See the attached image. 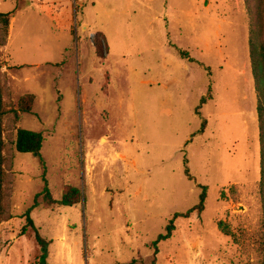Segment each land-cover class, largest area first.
<instances>
[{"label":"rangeland","instance_id":"1","mask_svg":"<svg viewBox=\"0 0 264 264\" xmlns=\"http://www.w3.org/2000/svg\"><path fill=\"white\" fill-rule=\"evenodd\" d=\"M255 4L0 0V264H38L23 215L44 174L54 199L68 185L82 194L70 207L38 199L31 217L49 242L46 264H260ZM26 95L36 97L30 114L20 112ZM20 128L44 135L40 156L17 152ZM199 186L204 212L174 220L154 249L175 215L200 203Z\"/></svg>","mask_w":264,"mask_h":264},{"label":"trees","instance_id":"2","mask_svg":"<svg viewBox=\"0 0 264 264\" xmlns=\"http://www.w3.org/2000/svg\"><path fill=\"white\" fill-rule=\"evenodd\" d=\"M249 2H256L257 5L254 7L258 9V16L257 19L260 22V25H256V27H261L260 30L255 28L252 29L251 39H250V53L252 59V68L254 79L256 81V91L259 96L258 101V119H259V127H260V145H261V181L259 184V192L261 196V202L263 207L264 213V0H248ZM263 12V14H262ZM260 36L261 40L260 48L256 49V45L254 42V38ZM179 54L184 58L187 59L189 62H194L193 58L184 51H179ZM203 67V66H202ZM212 99L211 96L202 99L201 106L198 108L197 113L203 108V106ZM36 97L34 95H26L21 98L20 100V112L24 113H32V109L35 103ZM6 109L3 102V96L0 92V224L2 222V199H3V177H4V149H5V140H4V118L6 115ZM207 127V121L204 120L202 124V129L197 133L198 135H202L205 132ZM45 137L40 132H34L27 129H18L17 136H16V150L18 153L22 154H35L40 156L41 151L44 147ZM187 175L192 179L190 176L189 170L186 171ZM43 181L45 182V187L43 191L35 196L34 204L31 208H29L23 215L26 218L27 224L23 228V235L28 231L29 228L33 229L36 234V241L40 246V257L38 264H46V259L48 256V247L49 242H47L39 233V230L36 228L34 220L31 217L33 211L40 207V203L38 199L40 197L44 198V201L49 206H56V207H70L81 203L82 201V194L80 190L72 185H68L65 187L63 191L62 198L56 200L52 196V191L49 185V181L46 175H43ZM203 189L201 194L200 203L194 207L192 210L188 211L184 214H176L174 219L170 222L168 227L166 228V233L162 234L158 237V239L152 243L154 249L157 250L158 245L161 242L168 241L172 238L173 232L175 231L174 220L179 218H190L193 214H202L205 210V205L207 201V187L199 186ZM221 227V226H220ZM225 232V231H224ZM261 252H262V259L260 264H264V241L261 242Z\"/></svg>","mask_w":264,"mask_h":264},{"label":"crops","instance_id":"3","mask_svg":"<svg viewBox=\"0 0 264 264\" xmlns=\"http://www.w3.org/2000/svg\"><path fill=\"white\" fill-rule=\"evenodd\" d=\"M14 22H15V21H14ZM11 26H12V29H13V27H14V24L12 23V25H11ZM11 31H12V30H11Z\"/></svg>","mask_w":264,"mask_h":264},{"label":"built area","instance_id":"4","mask_svg":"<svg viewBox=\"0 0 264 264\" xmlns=\"http://www.w3.org/2000/svg\"><path fill=\"white\" fill-rule=\"evenodd\" d=\"M41 1V0H40Z\"/></svg>","mask_w":264,"mask_h":264}]
</instances>
